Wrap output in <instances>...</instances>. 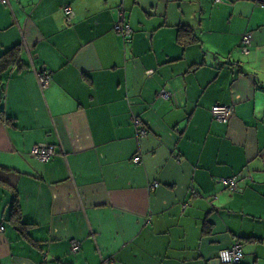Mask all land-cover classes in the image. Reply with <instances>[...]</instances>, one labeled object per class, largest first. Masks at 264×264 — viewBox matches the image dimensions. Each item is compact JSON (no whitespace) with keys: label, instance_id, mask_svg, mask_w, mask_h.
Instances as JSON below:
<instances>
[{"label":"crops","instance_id":"0c3cea01","mask_svg":"<svg viewBox=\"0 0 264 264\" xmlns=\"http://www.w3.org/2000/svg\"><path fill=\"white\" fill-rule=\"evenodd\" d=\"M9 4H0V55L22 49L21 67L0 75V264H216L235 241L241 264H264V7ZM33 68L51 72L45 88ZM214 103L230 106L227 123L212 118ZM35 144L57 156L40 162ZM232 176L231 193L219 180Z\"/></svg>","mask_w":264,"mask_h":264},{"label":"built area","instance_id":"2783aa9c","mask_svg":"<svg viewBox=\"0 0 264 264\" xmlns=\"http://www.w3.org/2000/svg\"><path fill=\"white\" fill-rule=\"evenodd\" d=\"M2 3L9 4L10 0H0ZM214 2H220L221 0H213ZM252 3L258 7H264V0H250ZM64 13V20L66 23H70L72 16H74L73 9L69 5H64L62 8ZM114 29L121 33L123 38H128L131 35V29L128 24L124 23L122 20H117L114 24ZM251 34L249 32H245L241 35L240 44L238 46V51L242 54H247L250 50L251 46ZM33 72L36 78L37 85L40 89L45 88L51 80V72L46 69L43 70H36L33 68ZM161 95L166 97L169 94L165 90H161ZM210 113L214 120L220 123H227L229 120L232 110L229 105L221 104V103H214L210 106ZM132 123L135 125L136 128V137L145 135L147 132V128L141 123L140 119L137 116L131 117ZM31 156L36 158L42 163H47L51 161L57 153L54 151L53 147L50 144H35L32 146L30 150ZM132 161L138 163L140 161V156L135 155L132 158ZM221 184L229 191V192H236L237 191V184H236V177H227L221 178L219 180ZM156 183L153 182L151 187L154 188ZM194 190H191L193 194ZM185 204H183L184 207ZM3 227L0 226V229ZM80 249V242L77 239H72L70 241V252L77 253ZM242 259V243L239 241L234 242L228 248L222 249L219 252L218 260L222 264H235L239 260ZM103 264H105L103 262Z\"/></svg>","mask_w":264,"mask_h":264},{"label":"trees","instance_id":"16d2710c","mask_svg":"<svg viewBox=\"0 0 264 264\" xmlns=\"http://www.w3.org/2000/svg\"><path fill=\"white\" fill-rule=\"evenodd\" d=\"M0 4L1 5H4V6H7L10 8V4H7V3H2L0 1ZM180 34V33H179ZM180 36V35H179ZM187 41H189V39H187ZM21 49H22V44H18V45H14L12 47H10L9 49L5 50L1 55H0V75L3 71H5L7 68L9 67H12V66H17V67H21V58H20V52H21ZM1 82V80H0ZM2 111H0L1 113ZM1 120H5L7 121L8 118L3 115V114H0V121ZM232 193V192H231ZM16 198H15V195L14 197L12 198V207H11V210H10V215L11 216H16V220H18L19 222V207L17 206L16 204ZM1 226V225H0ZM204 230L203 232L204 233H208L209 232V228L206 229L207 227V224L204 223ZM3 227V226H2ZM262 241V240H261ZM236 242V241H235ZM240 242V241H239ZM233 244V243H232ZM231 246V245H230ZM228 248V247H227ZM221 251V250H220ZM219 251V252H220ZM75 254V253H74ZM218 256H219V253H218ZM218 256H217V259H218ZM242 258H243V248H242ZM242 260V259H241ZM241 260H239L238 262H236L235 264H241Z\"/></svg>","mask_w":264,"mask_h":264},{"label":"water","instance_id":"95a60500","mask_svg":"<svg viewBox=\"0 0 264 264\" xmlns=\"http://www.w3.org/2000/svg\"><path fill=\"white\" fill-rule=\"evenodd\" d=\"M213 264H215V262ZM216 264H222V263H220L219 260L217 259Z\"/></svg>","mask_w":264,"mask_h":264},{"label":"rangeland","instance_id":"374dc122","mask_svg":"<svg viewBox=\"0 0 264 264\" xmlns=\"http://www.w3.org/2000/svg\"><path fill=\"white\" fill-rule=\"evenodd\" d=\"M2 222V221H1ZM4 224V226H6V223L2 222Z\"/></svg>","mask_w":264,"mask_h":264}]
</instances>
